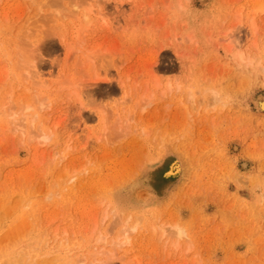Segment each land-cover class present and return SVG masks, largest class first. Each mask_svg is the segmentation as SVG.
<instances>
[{
    "label": "rangeland",
    "instance_id": "obj_1",
    "mask_svg": "<svg viewBox=\"0 0 264 264\" xmlns=\"http://www.w3.org/2000/svg\"><path fill=\"white\" fill-rule=\"evenodd\" d=\"M263 9L0 0V264H264Z\"/></svg>",
    "mask_w": 264,
    "mask_h": 264
},
{
    "label": "bare ground",
    "instance_id": "obj_2",
    "mask_svg": "<svg viewBox=\"0 0 264 264\" xmlns=\"http://www.w3.org/2000/svg\"><path fill=\"white\" fill-rule=\"evenodd\" d=\"M258 8H259V7H258ZM263 10H264V9H263ZM263 10H262V11H263ZM259 13H260V12H259ZM145 98H147V97H145ZM176 169H177V168H176ZM178 169H179V168H178ZM146 180H148V182H150L151 179H150V180H149V179H146ZM106 191H107V190H106ZM128 219H129V218H128ZM125 221H126V220H125ZM125 221H124V222H125ZM125 224H126V223H125ZM135 224H137V223H135ZM132 225H133V223H132ZM132 225H130V226H132ZM122 226H125V225H122ZM139 227H140V226H139ZM107 228H108V227H107ZM133 228H134V227H133ZM127 229H128V228H127ZM121 230H122V229H121ZM130 230H131V229H130ZM180 230H181V229H180ZM122 232H125V231H122ZM126 233H127V232H126ZM129 233H130V232H129ZM138 233H139V231H138ZM179 233L181 234V231H180ZM182 233H184V232L182 231ZM180 234H179V235H180ZM131 235H132V234H131ZM181 236H182V235H181ZM126 237H127V236H126ZM126 237H125V238H126ZM123 238H124V237H123ZM132 238H133V237H132ZM132 238H131V236H130V239H132ZM64 239H65V238H64ZM124 240H125V239H124ZM126 240H128V239H126ZM134 240H135V239H134ZM102 241H103V240H102ZM112 242H113V241H112ZM116 242H117V241H116ZM119 242H120V241H119ZM122 242H124V241H122ZM129 242H130V241H129ZM125 243H126V242H125ZM131 243H132V242H131ZM131 243H130V244H131ZM123 245H124V244H123ZM116 246H117V245H116ZM132 246H133V245H132ZM110 252H111V251H110ZM128 252H129V250H128ZM126 254H127V253H126ZM123 255H124V254H123ZM83 263H84V262H83ZM81 264H82V263H81Z\"/></svg>",
    "mask_w": 264,
    "mask_h": 264
}]
</instances>
